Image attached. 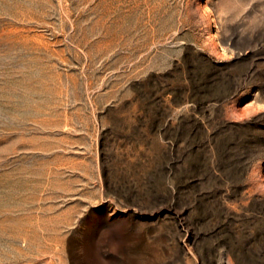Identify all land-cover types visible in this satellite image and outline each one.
<instances>
[{
    "label": "rangeland",
    "instance_id": "1",
    "mask_svg": "<svg viewBox=\"0 0 264 264\" xmlns=\"http://www.w3.org/2000/svg\"><path fill=\"white\" fill-rule=\"evenodd\" d=\"M0 264H264V0H0Z\"/></svg>",
    "mask_w": 264,
    "mask_h": 264
}]
</instances>
